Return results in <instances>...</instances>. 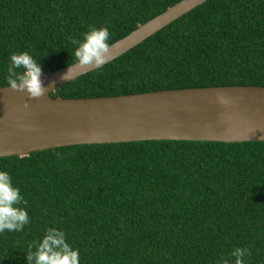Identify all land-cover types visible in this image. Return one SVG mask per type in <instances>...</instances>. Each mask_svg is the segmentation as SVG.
Wrapping results in <instances>:
<instances>
[{"label": "trees", "instance_id": "1", "mask_svg": "<svg viewBox=\"0 0 264 264\" xmlns=\"http://www.w3.org/2000/svg\"><path fill=\"white\" fill-rule=\"evenodd\" d=\"M178 1L0 0V87L13 52L55 70L75 62L67 37L107 26L111 44ZM226 85L264 86V0H207L52 96ZM0 169L30 218L0 234V264H27L48 227L80 264H234L235 248L264 264V141L70 145L0 156Z\"/></svg>", "mask_w": 264, "mask_h": 264}, {"label": "water", "instance_id": "2", "mask_svg": "<svg viewBox=\"0 0 264 264\" xmlns=\"http://www.w3.org/2000/svg\"><path fill=\"white\" fill-rule=\"evenodd\" d=\"M206 1L180 0L139 24L109 44L108 62ZM70 65L69 78L62 80ZM70 65L42 72L46 91L39 98L29 99L26 92L0 87V156L145 140L264 141V86L194 87L104 97L52 96L66 82L94 70L75 62Z\"/></svg>", "mask_w": 264, "mask_h": 264}, {"label": "clouds", "instance_id": "3", "mask_svg": "<svg viewBox=\"0 0 264 264\" xmlns=\"http://www.w3.org/2000/svg\"><path fill=\"white\" fill-rule=\"evenodd\" d=\"M109 35L107 26H89L80 39L67 37L69 43L74 46L72 55L75 65L102 68L109 60ZM8 59L10 63L5 71L7 86L26 92L29 99L43 96L46 88L41 80V63L37 62L29 51L13 52ZM71 68L72 65L61 75L62 80L69 78ZM50 83L54 84V81ZM28 106L26 102L25 107ZM26 209L27 201L21 195L19 186L13 185L8 171L0 169V234L5 231L21 232L30 223ZM25 253L27 264H80L79 248L67 242L65 231L56 227L46 228L42 238L30 243ZM250 255L249 251L240 248L231 252L234 264H246V257ZM221 264L227 262L222 261Z\"/></svg>", "mask_w": 264, "mask_h": 264}]
</instances>
